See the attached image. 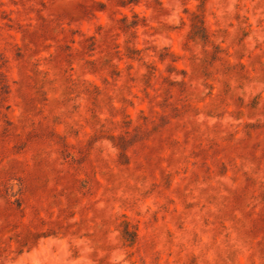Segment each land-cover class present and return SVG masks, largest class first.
<instances>
[{"label": "rangeland", "instance_id": "obj_1", "mask_svg": "<svg viewBox=\"0 0 264 264\" xmlns=\"http://www.w3.org/2000/svg\"><path fill=\"white\" fill-rule=\"evenodd\" d=\"M0 264H264V0H0Z\"/></svg>", "mask_w": 264, "mask_h": 264}]
</instances>
